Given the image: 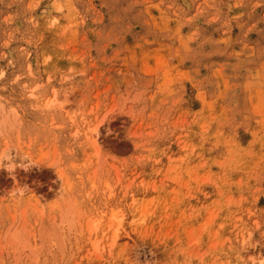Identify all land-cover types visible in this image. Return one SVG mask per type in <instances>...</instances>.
<instances>
[{"label":"rangeland","instance_id":"374dc122","mask_svg":"<svg viewBox=\"0 0 264 264\" xmlns=\"http://www.w3.org/2000/svg\"><path fill=\"white\" fill-rule=\"evenodd\" d=\"M0 264H264V0H0Z\"/></svg>","mask_w":264,"mask_h":264},{"label":"bare ground","instance_id":"6f19581e","mask_svg":"<svg viewBox=\"0 0 264 264\" xmlns=\"http://www.w3.org/2000/svg\"><path fill=\"white\" fill-rule=\"evenodd\" d=\"M98 130L97 129H95V131H94V137L92 136V138H94V140H95V142H96V139H95V136L98 134V132H97ZM4 157H7V156H4ZM17 185V184H16Z\"/></svg>","mask_w":264,"mask_h":264}]
</instances>
